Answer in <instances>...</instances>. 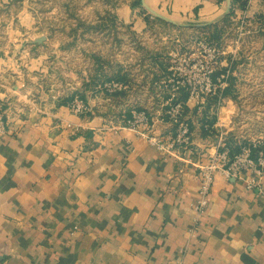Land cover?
I'll use <instances>...</instances> for the list:
<instances>
[{"label": "crops", "instance_id": "crops-1", "mask_svg": "<svg viewBox=\"0 0 264 264\" xmlns=\"http://www.w3.org/2000/svg\"><path fill=\"white\" fill-rule=\"evenodd\" d=\"M134 1L115 8L119 31L139 38L120 44L128 55L105 62L93 50L77 69L61 40L37 30L26 0H0L8 116L0 132V264H264V196L246 187L249 171L217 176L204 213L193 209L199 163L219 142L218 126L230 140L218 107L187 98L192 140L169 154L122 126L133 109H146L159 118L158 134L177 129L163 103L176 81L169 49L179 38L168 41L165 25ZM145 1L179 31L230 28L228 0ZM230 2L235 17L264 12V0H247L245 9ZM77 96L88 112L71 110Z\"/></svg>", "mask_w": 264, "mask_h": 264}, {"label": "rangeland", "instance_id": "rangeland-1", "mask_svg": "<svg viewBox=\"0 0 264 264\" xmlns=\"http://www.w3.org/2000/svg\"><path fill=\"white\" fill-rule=\"evenodd\" d=\"M26 1L35 14L37 30L48 29L54 39L61 40L70 58L76 61L74 63H77V69L79 64L83 67L86 60H80V56L92 58L95 50L105 62L110 61L112 56L121 60L128 54L120 44L123 45L126 40H139L136 35L127 33L126 36L117 27L119 22L115 17V8L123 0ZM145 10L154 17L155 22L165 25V32H161L170 34L168 41L179 38V44H173L169 52L177 51L180 57L185 58L192 56L196 63L203 62L205 69L206 63L210 66L213 53L209 54V48L215 47L218 51V64L214 65L212 76L219 77L224 73L225 77L216 82L220 84L215 90L219 94L215 95L217 99L212 96L210 103L215 109H220L223 114L221 117L228 122L230 140L227 145L236 148L244 143H264V12L245 17L233 15L226 22L230 28L219 43H215L210 42L205 33L191 28H179V31L173 23L151 14L146 8ZM173 28L177 30L174 31ZM106 66L109 69L108 64ZM186 68L189 71L190 68ZM202 71L204 70L199 64L191 71L197 88L207 87ZM108 92L110 91H103L104 94ZM221 127L222 124L218 126L219 132ZM216 134V130L211 128L210 135L216 137Z\"/></svg>", "mask_w": 264, "mask_h": 264}, {"label": "built area", "instance_id": "built-area-1", "mask_svg": "<svg viewBox=\"0 0 264 264\" xmlns=\"http://www.w3.org/2000/svg\"><path fill=\"white\" fill-rule=\"evenodd\" d=\"M202 43V42H201ZM209 54L213 52L210 66L206 63L205 69L203 62L196 63L192 56L185 58L180 57L177 51H172L170 56L174 63V70L176 81L172 87V91H166L169 94L168 98H164V113L171 121L176 124L177 129L174 135L170 134L162 136L156 132L157 118L146 109H133L130 116L125 118L123 125L135 131L138 135L145 137L148 142L163 154L173 152L176 147L186 146L191 143V128L188 121L185 119L184 102L178 99V91L181 87H186L189 92V98L197 100L200 104H205L209 96L219 93L215 91L220 84L221 76L213 78L214 65L218 64V51L215 47L209 48ZM198 64L201 66L202 76L205 77V88H197L194 83L191 71L197 68ZM180 65V66H178ZM186 66L189 67L187 71ZM184 67V70H183ZM113 88H122L124 85L119 82L112 84ZM2 84L0 83V92ZM201 90V91H200ZM116 92V91H110ZM165 97V96H164ZM7 102L0 98V132L5 133L8 130V116L6 112ZM71 110L76 114H83L90 110L89 106L80 97H75L71 104ZM219 142L214 146L207 162L199 163L198 179H199V193L193 204V209L197 216L204 213L208 204L209 197L212 191L214 182L217 176L223 177L225 180L243 179L244 173L249 171L250 177L244 178L246 187L248 189L257 190L264 196V143L260 141L252 144H240L238 151H233L232 148L226 144L224 140V131H220L217 135Z\"/></svg>", "mask_w": 264, "mask_h": 264}, {"label": "trees", "instance_id": "trees-1", "mask_svg": "<svg viewBox=\"0 0 264 264\" xmlns=\"http://www.w3.org/2000/svg\"><path fill=\"white\" fill-rule=\"evenodd\" d=\"M233 3H238L239 7L242 8V9H245L246 8V5H247V0H232V4ZM134 5L135 6H139L140 9L146 13L147 15V18L151 15H149V13H147V11L145 10L144 6L142 5V1L141 0H135L134 1ZM234 15V9H232V6L230 8V11L228 13V15L226 16V18L223 20L224 23H226L227 21L229 22V19H230V16ZM218 25L219 23H214L210 26H208L209 28L210 27H214V31L212 33H210L209 35H207L206 37L209 39V41L211 42H215V43H219V41L221 40L222 36L224 35V29H219L218 28ZM214 79H216V76L214 77ZM223 93H226V91H223ZM168 94V93H167ZM219 94V93H218ZM217 95V94H216ZM169 94L167 96H165V98H168ZM178 99L179 100H182L184 102V108L186 109L187 105H186V99L189 98V92L188 90L186 89V87H181L178 91ZM226 96V94L224 95ZM212 96H209L207 98V104L208 106L211 105L210 103V98ZM213 98L214 99H217V96L213 95ZM131 114V113H130ZM233 151H238L239 150V147H236V148H233L231 147Z\"/></svg>", "mask_w": 264, "mask_h": 264}, {"label": "water", "instance_id": "water-1", "mask_svg": "<svg viewBox=\"0 0 264 264\" xmlns=\"http://www.w3.org/2000/svg\"><path fill=\"white\" fill-rule=\"evenodd\" d=\"M141 1H142V5L144 6V8H146L151 14H153V15H155V16H157V17H159V18H161V19H163V20H165L167 22H170V23H173V24H178L177 21H175L174 19H172V18H170V17L158 12L154 8H152L145 0H141ZM228 3H229V5H228V9H227L226 14L229 13L230 8H231L230 0H228Z\"/></svg>", "mask_w": 264, "mask_h": 264}]
</instances>
